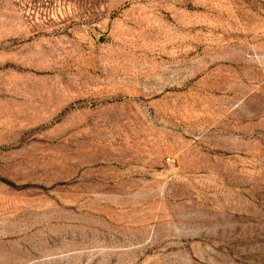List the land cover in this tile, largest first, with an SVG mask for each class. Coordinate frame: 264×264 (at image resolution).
I'll return each mask as SVG.
<instances>
[{
  "label": "rangeland",
  "instance_id": "1",
  "mask_svg": "<svg viewBox=\"0 0 264 264\" xmlns=\"http://www.w3.org/2000/svg\"><path fill=\"white\" fill-rule=\"evenodd\" d=\"M0 264H264V0H0Z\"/></svg>",
  "mask_w": 264,
  "mask_h": 264
}]
</instances>
